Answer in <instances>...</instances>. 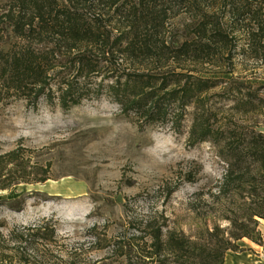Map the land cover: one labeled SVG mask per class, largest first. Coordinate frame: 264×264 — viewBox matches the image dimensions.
Segmentation results:
<instances>
[{
  "label": "trees",
  "instance_id": "trees-1",
  "mask_svg": "<svg viewBox=\"0 0 264 264\" xmlns=\"http://www.w3.org/2000/svg\"><path fill=\"white\" fill-rule=\"evenodd\" d=\"M237 49L242 56L263 53L264 0L2 2L1 104L23 98L33 109L44 102L67 111L104 98L140 128L168 125L175 132L190 114L188 142H208L223 162L215 193L225 201L221 216L205 219L194 233L169 225L158 210H132L126 231L90 234V249L84 241L58 245L53 218L11 226L0 218V264H225L228 239L261 244L264 132L217 124L221 100L241 102L243 86L210 94L228 77L204 71L231 62ZM27 151L18 142L0 152V189L50 178L51 163L31 162ZM175 187L163 195L170 197ZM28 195L0 200V207L20 210ZM220 219L228 223L222 226ZM98 249L107 253L92 257L90 250Z\"/></svg>",
  "mask_w": 264,
  "mask_h": 264
},
{
  "label": "rangeland",
  "instance_id": "rangeland-1",
  "mask_svg": "<svg viewBox=\"0 0 264 264\" xmlns=\"http://www.w3.org/2000/svg\"><path fill=\"white\" fill-rule=\"evenodd\" d=\"M235 53L231 62L204 69L228 77L210 94L227 92L234 83L243 86L241 102L221 100L216 122L264 132V50L259 58L252 53L242 56L239 49ZM248 93L257 97L248 101ZM189 126L190 114L181 132L168 125L140 128L133 117L104 98L85 100L67 111L44 102L33 109L23 98L0 103V152L21 142L29 149L31 162L51 163L46 181L0 189V200L29 194L20 210L3 204L0 218L8 226L53 218L58 245L84 241V248L90 246V234L112 237L126 231L132 210L138 214L147 208L158 210L169 225L194 233L205 219L221 216L225 198L216 196L215 186L224 165L208 142H188ZM174 186L176 190L165 197L164 189ZM137 194L142 197L134 199ZM260 223L264 225V219ZM105 251L90 254L98 258ZM225 264H264V240L260 244L247 237L228 239Z\"/></svg>",
  "mask_w": 264,
  "mask_h": 264
},
{
  "label": "crops",
  "instance_id": "crops-1",
  "mask_svg": "<svg viewBox=\"0 0 264 264\" xmlns=\"http://www.w3.org/2000/svg\"><path fill=\"white\" fill-rule=\"evenodd\" d=\"M259 228H260V230H261V232H262V236H263V240H264V225H263L262 223H260ZM256 246H257V245H256ZM258 246H259V245H258ZM259 248L262 249V247H260V246H259ZM256 251H259V250H256Z\"/></svg>",
  "mask_w": 264,
  "mask_h": 264
}]
</instances>
